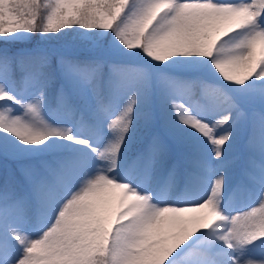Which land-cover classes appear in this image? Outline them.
I'll return each instance as SVG.
<instances>
[{
  "label": "snow or ice",
  "instance_id": "obj_1",
  "mask_svg": "<svg viewBox=\"0 0 264 264\" xmlns=\"http://www.w3.org/2000/svg\"><path fill=\"white\" fill-rule=\"evenodd\" d=\"M74 26L111 31L129 52L140 49L157 63L177 56L209 58L225 82L252 96L260 107L249 112L239 100L202 82L193 103L214 110L215 119H203L186 103L173 101L179 122L211 145L219 174L205 198L160 206L150 193L141 194L113 174L136 119L141 88L149 79L142 69L109 64L105 84L103 60L78 61L46 51L0 52V102L23 108L21 115L0 108V130L25 146L63 139L106 162L89 175L90 162L72 156L55 167L47 161L6 159L8 178H0V264H224L213 254L212 237L207 244H196L217 227L222 230L213 233L215 239L232 253L264 242V138L249 137L248 149L255 155L244 170L249 183L260 185L259 207L230 217L220 208L223 169L231 163L223 159L224 151L236 122L247 119L253 127L264 128V0H0V38L18 32L56 34ZM61 74L73 83L72 89L62 83ZM160 79L171 82L163 74ZM9 85L30 98L18 99ZM50 89L56 90L58 107L77 117L81 130L91 132L107 122L112 137L103 148L75 135L71 127L43 118ZM125 94L128 99L119 106ZM168 152L154 136L134 166L148 168ZM210 165L202 162L212 171ZM24 184L28 189L18 190ZM34 224L40 225L35 237L28 234ZM229 259L231 264H264V258Z\"/></svg>",
  "mask_w": 264,
  "mask_h": 264
},
{
  "label": "rangeland",
  "instance_id": "obj_2",
  "mask_svg": "<svg viewBox=\"0 0 264 264\" xmlns=\"http://www.w3.org/2000/svg\"><path fill=\"white\" fill-rule=\"evenodd\" d=\"M30 36L31 34L29 33L18 32L10 37L0 39L3 41L21 42L28 40ZM60 42L62 46L69 49L57 50L54 55H68V51L83 47L87 49L89 46L110 52H118L120 48L124 47L111 31L106 32L104 30H83L73 36H63ZM0 52L6 53L2 48H0ZM173 59H175V62L182 70L192 69L201 62L212 65L209 58L203 57L177 56ZM94 60H103L105 62L104 71L110 75L109 68L107 67V65L111 64L110 60L103 58L100 54H97ZM136 68L142 69L149 77L147 84L141 88L137 108L151 101H156L158 102L157 106L162 108L163 113L153 123L154 125L152 124V127L146 129L144 137L141 140H137L136 135L134 136L130 130L126 137L125 145L122 148L120 166L113 174L118 179L129 182L141 194L150 193L152 201L160 206L191 203L194 200L205 198L208 195L212 180L219 174V163L212 158L211 145L200 134L181 124L171 105L173 101H182L192 108L194 114L201 116L203 119H215L217 113L214 110H208L202 108L199 104L193 103L192 98L193 96L200 95V88L194 91V88L192 86L188 87L189 85L184 81L164 82L160 78L157 80L152 79L150 78L151 74L147 66L140 65ZM61 81L69 89H72L73 83L63 77L62 74ZM155 90L156 93H153ZM231 90L242 100L241 106L247 111L251 112L259 109L260 105L258 102L252 96L243 94L236 85L231 84ZM9 91L22 101L30 98L27 92L22 90L17 92L15 86L9 85ZM46 95L47 99L42 108V116L47 122L55 126L71 127L75 135L87 136L93 146L100 148H103L109 139H111L112 133L109 132L106 121L103 125L97 124L91 132L83 131L77 123L76 116L70 115L66 110L58 107L55 99V89H50ZM127 99V94L122 96L119 106H122ZM119 106H116L117 111L119 110ZM0 108H11L12 115H21L23 113V108L13 102H0ZM248 126L251 127V136L256 135L258 138H264V128L259 126L253 127L252 123L247 119L237 121L233 132L234 129H239L242 132L241 134H243L244 129ZM154 136H158L168 146V155L148 168L134 166L135 162L147 154L148 146ZM182 139L186 141H182ZM233 139L234 134L232 135ZM232 140L224 151L223 159L231 163L223 169L226 180L220 199L222 213L229 217L242 211L250 210L249 208L257 202L260 191V185L249 183L244 175V170L248 167L250 158L255 155L248 149L249 137L238 140L236 146ZM55 149H62L65 153H61L62 151H51ZM0 153L4 158L0 164V178L4 179L8 178V170L10 168V163H7L6 159L9 162L39 163L40 161H47L55 167L59 160L72 156L90 162L89 175H93L97 168L104 167L106 163L96 160L89 149L63 139L57 140L54 144L50 140L47 145L38 147L25 146L17 138L2 130H0ZM256 158L258 159V157ZM94 160L95 165L92 166L91 162ZM207 161H211L210 167L212 171L202 166V162ZM257 171L259 170L257 169ZM27 189L28 185L26 184L18 186V190L20 191ZM255 206L259 207V205ZM221 230L222 228L217 227L210 232H205L196 241V244H207L209 237H212L213 254L221 259L224 264H231L229 257L232 255H236L241 260L264 258V242L260 241L248 245L242 254L239 251L236 253L229 252L213 235V233ZM28 234L33 237L39 235L40 225L34 224Z\"/></svg>",
  "mask_w": 264,
  "mask_h": 264
},
{
  "label": "trees",
  "instance_id": "obj_3",
  "mask_svg": "<svg viewBox=\"0 0 264 264\" xmlns=\"http://www.w3.org/2000/svg\"><path fill=\"white\" fill-rule=\"evenodd\" d=\"M82 27L74 26L71 28H66L60 33L56 34H47L41 35L40 33L31 34L30 38L26 41H3L0 39V48L4 49L6 53L9 54H21V53H36L40 51H46L51 54H55L57 50L61 51L62 49H69L65 46H62L60 39L64 37H69L76 35L83 31ZM96 33V32H94ZM65 47V48H64ZM102 55L103 58L110 60L111 64L115 63L124 67L136 68L140 65L147 66L150 70V78L158 79L161 74L166 75L171 78V81H184L186 84L191 85L194 89L199 87V84L202 82L213 86L214 89L222 90L226 95H229L242 103V100L236 96L235 92L231 90V84L225 82L221 77L218 71L210 64L206 62L198 63L194 68L189 70H182L179 68L175 59L171 58L166 63H157L150 60L140 49H135L129 52L126 48L122 47L118 52H110L103 49L92 48L89 46L87 49L80 48L72 51H68V55L73 59L78 61H88L94 60L97 54ZM207 60V59H206ZM108 72L104 71L103 81L106 84L109 78ZM17 92H20L19 87H15ZM156 93V90L153 92ZM156 101H151L150 103L141 106L136 109V119L133 121V126L131 128L132 134L137 140H141L144 137L146 129L152 127V124L161 117L163 110L161 107L157 106ZM142 113L146 114L141 115ZM154 125V124H153ZM239 129H234V139L232 140L235 143V146L238 144V140L246 139L250 137L251 127L248 126L244 129L243 134ZM181 140V139H180ZM189 140V139H188ZM182 141H186L183 140ZM191 141V140H190ZM187 141V142H190ZM191 143V142H190ZM62 151L61 150H51ZM65 153V152H61ZM4 158L0 153V164L3 162Z\"/></svg>",
  "mask_w": 264,
  "mask_h": 264
}]
</instances>
